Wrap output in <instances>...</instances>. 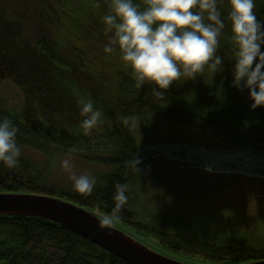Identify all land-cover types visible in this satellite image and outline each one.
<instances>
[{"label": "trees", "instance_id": "1", "mask_svg": "<svg viewBox=\"0 0 264 264\" xmlns=\"http://www.w3.org/2000/svg\"><path fill=\"white\" fill-rule=\"evenodd\" d=\"M136 2L142 5V0ZM256 3L258 18L264 20V0ZM221 10L227 17V0H222ZM19 11L27 12L24 20ZM107 11L108 0H0V117L16 123L21 147L17 168L0 164V193L70 198L89 211L107 214L114 205V183L129 184L136 171L130 161L141 160V170L163 160L143 156L129 128L138 118L150 126L147 118L153 115L201 127L212 137V148L254 155L263 163L253 175L264 179V157L260 155L264 152V107L250 110L247 92L231 86L234 53L229 27L219 50L225 71L215 81L207 72L204 79L178 81L166 98H160L150 84L135 87L132 69L120 59L118 45L112 53L104 51L112 36L103 23ZM87 99L103 112L90 135L81 132L80 126V102ZM120 117H128V123ZM245 120L250 122L247 128ZM79 149L84 150L85 161L113 168L92 195L54 185L47 169L38 168L25 153L53 158L59 153H83ZM93 154L101 156L93 159L89 156ZM232 172L239 174L240 170ZM233 173L225 172L226 176ZM129 205L127 201L123 206L119 221L135 226L140 235L181 256L182 261L191 257L215 264L264 260L262 233L215 229L198 219H190L193 225L184 220L187 223L176 229L155 220L161 229L146 228L143 222H133ZM214 214L215 209H210L208 219ZM0 264L128 263L60 225L36 218L0 217Z\"/></svg>", "mask_w": 264, "mask_h": 264}, {"label": "clouds", "instance_id": "2", "mask_svg": "<svg viewBox=\"0 0 264 264\" xmlns=\"http://www.w3.org/2000/svg\"><path fill=\"white\" fill-rule=\"evenodd\" d=\"M222 0H108L103 16L105 32L112 33L104 51L112 53L118 45L120 59L132 69L135 87L152 85L155 96L166 92L178 81L204 79L207 72L215 81L225 71L220 54L221 37L229 27L233 48L231 86L247 92L250 110L264 107V20L259 19L256 0H227V17L221 10ZM80 126L85 132L94 129L103 116L91 99L80 102ZM124 124L128 117H120ZM244 126H250L245 120ZM19 128L7 116L0 117V164L15 169L20 164ZM140 172L141 160L129 162ZM62 168L76 192L91 194L96 177L89 172L77 174L73 162L65 158ZM205 171L212 172L209 165ZM110 212L99 218L101 229L113 227L129 199L130 185L117 180Z\"/></svg>", "mask_w": 264, "mask_h": 264}, {"label": "rangeland", "instance_id": "3", "mask_svg": "<svg viewBox=\"0 0 264 264\" xmlns=\"http://www.w3.org/2000/svg\"><path fill=\"white\" fill-rule=\"evenodd\" d=\"M18 14H21L19 17L24 20L27 12L19 11ZM161 116L153 115L147 118L150 126L139 118L133 119L129 125L131 135L138 148H141L143 156L153 160L163 159L147 164L140 172H133L129 181L128 199L129 209H132L135 215L133 222H143L144 227H156L159 230L161 225L158 224V227L154 219L163 224V227L172 229L187 223L184 220L193 225V220L198 219L206 221L207 225L215 229L235 228L264 235V179L253 175L254 170H259L256 168H259L263 161H258L257 157L244 154L243 151L212 148L215 146L211 144L212 137L210 139L209 134L201 127L174 122L173 124ZM81 132L90 135L92 130L85 132L82 129ZM181 143L187 144L185 146ZM79 150L83 153H59L53 158L34 151L25 153L38 168L47 169L51 183L61 189L82 194L73 189L68 173L61 166L63 159H70L74 165L73 171L77 174L89 172L96 177V191L103 178L111 173L113 168L85 161L84 150ZM260 155L264 157V152ZM89 156L95 159L101 155ZM206 165L211 166L212 172L205 171ZM235 169L241 173H233L232 170ZM225 172L233 174L226 176ZM63 200L77 204L70 198ZM210 209H215V214L208 219ZM92 212L99 217L104 216L98 209ZM191 225V230L197 229ZM114 227L153 250L182 261L181 256L167 251L151 238L140 235L135 226L117 221ZM191 258L184 259L183 262L215 264L197 257Z\"/></svg>", "mask_w": 264, "mask_h": 264}, {"label": "water", "instance_id": "4", "mask_svg": "<svg viewBox=\"0 0 264 264\" xmlns=\"http://www.w3.org/2000/svg\"><path fill=\"white\" fill-rule=\"evenodd\" d=\"M0 217L36 218L60 225L128 264H191L153 250L114 226L101 229L99 215L54 196L0 193ZM243 264H264V260Z\"/></svg>", "mask_w": 264, "mask_h": 264}, {"label": "bare ground", "instance_id": "5", "mask_svg": "<svg viewBox=\"0 0 264 264\" xmlns=\"http://www.w3.org/2000/svg\"><path fill=\"white\" fill-rule=\"evenodd\" d=\"M104 166V165H103ZM93 194V192L91 193V194H88V195H92ZM86 195V194H85ZM154 219V218H153ZM154 220H157V219H154ZM141 223V222H140Z\"/></svg>", "mask_w": 264, "mask_h": 264}]
</instances>
